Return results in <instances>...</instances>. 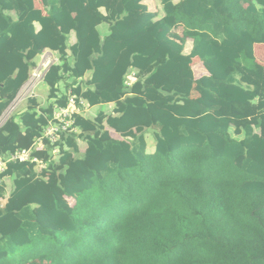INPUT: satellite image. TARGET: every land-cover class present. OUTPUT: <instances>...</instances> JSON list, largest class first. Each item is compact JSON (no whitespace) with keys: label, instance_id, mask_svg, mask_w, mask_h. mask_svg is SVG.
<instances>
[{"label":"trees","instance_id":"obj_1","mask_svg":"<svg viewBox=\"0 0 264 264\" xmlns=\"http://www.w3.org/2000/svg\"><path fill=\"white\" fill-rule=\"evenodd\" d=\"M147 1L41 0L44 14L36 0H0V116L29 80L34 43L63 59L44 77L53 98L63 73L92 71L73 94L92 108L116 104L115 116H77L80 134L66 139L74 153L42 178L34 164L8 165L0 264H264V67L254 54L264 0H159L161 19ZM170 20L182 24V42ZM197 58L208 76L196 78ZM32 110L0 128V154L41 135L53 109ZM148 131L160 136L152 154Z\"/></svg>","mask_w":264,"mask_h":264},{"label":"crops","instance_id":"obj_2","mask_svg":"<svg viewBox=\"0 0 264 264\" xmlns=\"http://www.w3.org/2000/svg\"><path fill=\"white\" fill-rule=\"evenodd\" d=\"M182 1H184V0H176V3H180ZM145 4L148 6V8H149V10L151 12L158 13V19H161V18L164 17L165 14H164L162 5H161L159 0H150V1L145 2ZM35 6H36V8L42 9L44 11V8L42 6L41 0H36ZM157 9L161 10L163 14L161 15V12L157 11ZM102 11H104V10H102ZM44 14H46L45 11H44ZM9 15L12 17L13 20H15V21L17 20V16H16V14L14 12H10ZM178 25L180 27H182V24H178ZM35 27H36V31L37 32L41 30L40 24H38V23L35 24ZM98 31H99V33H100V35H101V37L103 39L106 38L107 36L110 35V24L102 23L100 26H98ZM172 32H173V30H172ZM172 37L176 41L180 42L179 38L178 39L176 38L177 35L174 34V36L172 35ZM76 42H77L76 34L73 32V33H71L68 36V47H72L73 45L76 44ZM42 51H43L42 54H38L37 53V56H36V58L34 60L35 66L30 70L29 79H30V77H31V75L33 73V70L42 61H43V65L45 64L44 62H45L47 56L45 57V60H43V55L44 54H49V56H50V59L49 58L47 59L50 62H48L45 65V67L48 66L46 73L49 71V69H50V67L52 65H56V64L57 65H62L63 64V59H61L59 53L51 52L50 50H42ZM254 54H255V58H256L257 63L260 66L264 67V44H255L254 45ZM66 59H67V61L70 64H73L74 61H75V57H74L73 53L71 52L70 48L67 51ZM197 60H198V62H197ZM194 62L196 64V65L194 64V67H193L194 74H195V76L198 75V77L196 76V78L199 79V78H202L204 76H208L209 75V73L206 71V69H205L204 65L202 64V62L200 61V59L197 58V59L194 60ZM46 73H45V75H46ZM131 73L132 74L133 73L137 74L138 71L136 69H132L129 74H131ZM45 75H44V77H45ZM91 78H92V71H89L86 74V76L84 78L80 79V80H76L74 77H72L68 73H63V77H62V79L59 81V83L57 85V89H58V92H57L58 94L57 95H58V97L59 98L66 97L68 93H73V91L75 89H77V88H81L83 91L88 89L87 83H88V81L91 80ZM26 84H27V82L25 83L24 86H22V88L19 91L18 96L16 97V99L10 104V106L0 116V128H2L5 125V123L12 117H15L17 122H20V117L24 113L28 112L31 109V107H33V110L31 111V113L37 114V117H39L41 115H44L45 117H48V115L45 114V111L48 110L49 108H52L53 109L52 117H50L48 119V122L50 120H52L53 115H54V113L57 110L56 108L65 107V106H60L58 104L59 98H53L52 97V93H51L50 87L45 83V79L44 78H43L42 81H40L37 84V86H36L37 89L36 90H35V88H36L35 87V88H32L29 92H25L24 91V95L21 97L20 96L21 91L24 89ZM43 84L48 87L46 90L41 89ZM27 96H30V97L28 98ZM16 107H17V109H16ZM115 108H116V104H114V103L102 104V105L95 106L93 108L88 105L87 109H83L81 111L80 116H82V117H84L86 119H91V120H94L99 115V113H104L107 116H110V115L115 116V113H114ZM21 130H22V132H25L26 131V127L21 125ZM154 133L158 134L157 132H152V131H148L147 132V134H150V135H152ZM79 134H80V130L78 128L76 134H74V135H79ZM110 134L115 139H121V137L118 134H116L113 130H110ZM146 140H147V143H148V139L147 138H146ZM34 143H35V141H34ZM34 143H33V145H34ZM78 143H79L80 153L79 154H75V156H76V158L83 159L84 158V153H85V151L87 149V144H86L85 141H82V140H78ZM19 150H21V149H19ZM55 151H56L55 154L52 155V159L48 163V169H50V165L51 164H58L60 162V159L62 158L64 152L74 153V150L67 145V140H65L62 144L58 145L56 147ZM149 151L150 150H149V143H148V153H150ZM10 154H12V153L11 152H7V153H1L0 154V155H2L1 156V161L6 163V165H5L6 171H7V168H8L9 164H17V163L8 162ZM150 154H152V153H150ZM48 155H49V153H48ZM50 157H51V155H50ZM18 164H25V163H18ZM6 171L0 175V186H3L5 188V194H4V198L3 199H7V202H8V199H9L11 193L14 190L15 177L4 176ZM7 202H6V204H7Z\"/></svg>","mask_w":264,"mask_h":264},{"label":"built area","instance_id":"obj_3","mask_svg":"<svg viewBox=\"0 0 264 264\" xmlns=\"http://www.w3.org/2000/svg\"><path fill=\"white\" fill-rule=\"evenodd\" d=\"M49 54L43 55V60ZM50 64V63H49ZM47 67L43 65V61L33 70V73L27 82L25 92H29L32 88H35L37 84L43 80L47 71ZM137 80V74L131 73L127 77V86H132ZM67 105L65 107L56 108V112L53 115L47 125L43 128L41 135L35 140L34 145L30 149H21L10 154L8 162L10 163H31L35 165L38 177L42 178L44 172H48V163L52 159V155L55 154V149L58 145L62 144L68 137L76 134L78 128L75 125V119L80 116L83 109L88 108V103L80 99L73 93L67 94ZM37 152H48V160H43L37 156ZM51 155V157H50ZM0 155V175L6 171V163L1 161ZM7 199H0V208H4Z\"/></svg>","mask_w":264,"mask_h":264},{"label":"rangeland","instance_id":"obj_4","mask_svg":"<svg viewBox=\"0 0 264 264\" xmlns=\"http://www.w3.org/2000/svg\"><path fill=\"white\" fill-rule=\"evenodd\" d=\"M157 11H160L161 12V15L163 14L162 13V11L161 10H158L157 9ZM169 23H172V29H173V32H172V34H170L171 36L173 35L174 36V34L175 35H177V39L179 38V40H180V42H182L181 40H182V37H183V27H180L178 24H174L175 22H172V20H170L169 21ZM191 44H192V41L191 40H187V42H186V50L188 51V49L191 47ZM50 59V56H47V58H46V60H45V58H44V60L45 61H48L47 59ZM45 66V65H44ZM197 77H198V75H196ZM48 87L46 86V85H42V87H41V89H44V90H46ZM37 89V87L35 88V90ZM31 96V95H30ZM30 96H27L28 98L30 97ZM27 98V99H28ZM20 104V103H19ZM18 104V105H19ZM18 107V106H17ZM17 107H16V109H17ZM15 109V110H16ZM14 110V111H15ZM13 111V112H14ZM93 117V116H92ZM116 136V135H115ZM117 137V136H116ZM146 138L148 139V143H149V152L150 153H154L155 152V147H156V142H157V140L158 139H160V136H159V134H156V133H154V134H152V135H150V134H147L146 133ZM70 202H71V204H73L74 203V201L73 200H70Z\"/></svg>","mask_w":264,"mask_h":264},{"label":"water","instance_id":"obj_5","mask_svg":"<svg viewBox=\"0 0 264 264\" xmlns=\"http://www.w3.org/2000/svg\"><path fill=\"white\" fill-rule=\"evenodd\" d=\"M33 50H34L35 52H37L38 54H42V53H43L42 50H39V49H38V46H37L36 43H34V45H33Z\"/></svg>","mask_w":264,"mask_h":264},{"label":"bare ground","instance_id":"obj_6","mask_svg":"<svg viewBox=\"0 0 264 264\" xmlns=\"http://www.w3.org/2000/svg\"><path fill=\"white\" fill-rule=\"evenodd\" d=\"M48 62H50L49 60L48 61H45L44 63V65H46ZM27 88V86H25L24 87V89L21 91V94H20V96L22 97L23 95H24V91H25V89Z\"/></svg>","mask_w":264,"mask_h":264}]
</instances>
